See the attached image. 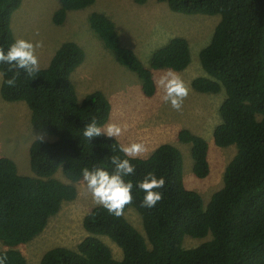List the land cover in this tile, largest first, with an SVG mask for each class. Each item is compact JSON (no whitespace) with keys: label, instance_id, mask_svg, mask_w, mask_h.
I'll return each mask as SVG.
<instances>
[{"label":"trees","instance_id":"16d2710c","mask_svg":"<svg viewBox=\"0 0 264 264\" xmlns=\"http://www.w3.org/2000/svg\"><path fill=\"white\" fill-rule=\"evenodd\" d=\"M157 1L178 14L220 16L210 43L199 55L206 76L194 79L192 88L201 94L224 91L226 95L219 110L221 123L213 132L214 144L235 145L237 154L225 170L224 185L205 205L198 192L186 187L181 150L162 144L149 157L131 161L135 174L126 180L134 184L133 203L123 216L116 218L95 207L83 220L88 236L77 248H52L41 264H264V0ZM96 2L59 0L53 23L62 26L69 13ZM22 4L23 0H0V47L5 50L16 40L12 17ZM88 25L116 62L138 77L148 98L158 90L155 71L182 72L192 63L186 38L170 39L153 52L146 66L122 43L116 23L107 14L92 12ZM85 58L82 47L68 41L35 78L20 71L15 87L1 85L4 101L26 103L33 127L55 138L32 143V175L20 174L11 158H0V243L4 246L0 256H7L6 264H28L20 247L41 235L63 205L77 198L83 168L111 171L110 157L124 158L118 139L83 138L82 130L91 120L105 125L112 112L100 90L78 98L72 77ZM178 140L191 145L194 175L207 178L208 141L189 129L181 130ZM152 171L166 184L159 190L163 199L149 209L141 206L145 193L135 185ZM59 172L68 182L57 178ZM131 208L139 213L144 234L125 217ZM101 237L122 250L121 260L114 258ZM187 237L211 239L186 248Z\"/></svg>","mask_w":264,"mask_h":264},{"label":"rangeland","instance_id":"374dc122","mask_svg":"<svg viewBox=\"0 0 264 264\" xmlns=\"http://www.w3.org/2000/svg\"><path fill=\"white\" fill-rule=\"evenodd\" d=\"M58 7L59 0H23L22 6L12 17V30L16 39L43 41V47L37 50L41 68L50 64L63 43L71 41L81 46L86 54L85 62L72 77L78 98L82 100L96 90L104 92L112 107L108 123L127 126L118 140L123 145L144 143L148 148L145 158L162 144H173L179 148L184 157L186 187L198 192L207 205L212 195L223 187L225 170L237 154L235 145L221 148L214 144L213 132L221 123L219 110L226 98L225 92L201 94L192 88L194 79L206 76L199 55L210 43L220 16L174 13L166 3L157 0H97L91 8L69 13L65 24L57 26L52 18ZM95 11L113 19L122 43L132 48L146 66H149L153 52L170 39L183 37L189 41L192 63L186 70L177 72L190 87L181 111L164 103L159 89L151 98L144 96L138 77L119 65L90 29L88 16ZM164 71H155V79ZM30 118L26 103L6 102L0 95V158L14 160L22 175H32L29 151L32 143L38 140L37 137L55 141L54 137L36 130ZM183 129L202 136L210 145V174L205 179H199L193 173L191 145L178 140V133ZM57 178L68 182L62 172L57 174ZM76 186L77 198L63 205L41 235L20 247L28 264H41L43 255L55 247L76 249L88 236L83 220L97 206L81 182ZM125 217L144 234L142 219L135 209H129ZM101 239L110 247L115 259L123 258L122 250L115 243L106 237ZM210 239L187 237L184 246L197 247ZM2 249L4 246L0 243Z\"/></svg>","mask_w":264,"mask_h":264},{"label":"clouds","instance_id":"9594fccd","mask_svg":"<svg viewBox=\"0 0 264 264\" xmlns=\"http://www.w3.org/2000/svg\"><path fill=\"white\" fill-rule=\"evenodd\" d=\"M43 47V41L32 42L23 38H18L8 46L7 50L0 47V84L7 87H15L20 71L26 76L35 78L40 72V60L37 50ZM9 73L12 75L9 76ZM156 86L161 91V100L170 104L171 108L181 111L184 101L187 99L190 87L182 79L180 74L172 69L164 71L156 80ZM127 130V126L116 123L100 125L95 119L91 120L82 130L83 138L87 141L100 136L117 140ZM43 142L42 137H37ZM119 155L110 157L112 170L104 167H87L81 170L82 180L80 181L91 196L93 204L103 207L110 215L119 218L124 215L126 206L133 203L132 191L134 184L126 177L135 174V165L131 163L134 159L145 158L148 148L144 143L132 142L127 145H120ZM164 177H157L155 172H148L142 181H138L135 187L145 193L142 207L153 208L163 199V193L159 191L165 187ZM7 256H0V264H6Z\"/></svg>","mask_w":264,"mask_h":264}]
</instances>
